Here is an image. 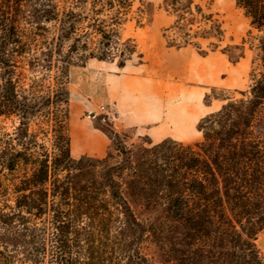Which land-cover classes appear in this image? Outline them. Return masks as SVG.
<instances>
[{
	"label": "trees",
	"instance_id": "trees-1",
	"mask_svg": "<svg viewBox=\"0 0 264 264\" xmlns=\"http://www.w3.org/2000/svg\"><path fill=\"white\" fill-rule=\"evenodd\" d=\"M28 1L35 4L33 19L39 23L23 34L20 18ZM53 1L0 0V117L20 120L16 138L0 135V226L7 230L22 223L33 244L35 225L52 223L55 264H149L141 246L151 234L159 247L168 246L172 264H264L256 245L264 231V0H235L259 35L260 67L247 100L228 103L220 114L203 121L211 127H200L204 141L199 154L166 158L162 145V169L148 186H140L138 175L126 190L114 169L100 180H86L83 164L72 158L69 115L61 109L69 101L67 66L58 68L62 75L45 96L39 97L33 85L21 90L19 64L40 48L38 38L44 34L36 31H45L40 23L59 21ZM118 1L125 6L131 0ZM73 29L69 26L53 43L43 42V48H61ZM104 39L109 45L111 38ZM48 65L50 71L53 66ZM45 111L54 122L55 142L52 152H37L30 125ZM77 170L80 174L74 178ZM128 197H139L147 210L163 206L167 228L142 222ZM11 240L13 248L28 246L15 234L0 232V264H17ZM77 249L81 256L74 255Z\"/></svg>",
	"mask_w": 264,
	"mask_h": 264
},
{
	"label": "rangeland",
	"instance_id": "rangeland-1",
	"mask_svg": "<svg viewBox=\"0 0 264 264\" xmlns=\"http://www.w3.org/2000/svg\"><path fill=\"white\" fill-rule=\"evenodd\" d=\"M54 4L59 21L40 23L45 31L36 32L44 34V37L38 38L40 48L20 61L18 73L22 75H19V82L21 90H28L33 85L39 97L45 96L49 88H55L56 78L62 75L58 68L67 66L69 101L61 109L69 115L67 128L72 158L77 164L78 161L83 164L82 173L86 174V180H100L102 174L114 169L113 175L122 182L125 190L129 180L138 175L141 176L138 181L140 186H148L150 179L162 169L160 165L166 158L192 155L194 152L199 154L204 141V131L200 127H211V124L203 123L204 120L220 114L228 103L240 104L249 97L254 76L260 67L259 35L251 29L235 0H131L125 6L120 5L118 0H54ZM34 8L32 1L23 7L20 18L23 34L34 31L33 26L39 23V20L33 19ZM69 26L74 27L73 33L69 39L63 40L61 48L52 47V51L43 48V42L53 43L52 38L67 32ZM104 36L111 38L109 45H106ZM162 42L175 49L187 45L199 48L198 53L202 57L217 52L232 68L227 70L225 67V71L218 75L217 84H213L211 75L206 83H190L192 91L202 94L194 92L187 97L193 100L194 105L201 106L195 128L199 134L196 142L185 143L174 137L154 142L134 130L125 131L119 126L114 106L104 102L94 103L92 99L90 88L94 76H104L108 68L121 72L127 66L143 67L154 60L153 54ZM48 64L53 66L50 71L47 70ZM102 106L115 110L113 120L104 121ZM49 117L50 114L45 111L31 122L30 131L36 135L37 152H52L54 122H50ZM19 127L20 120L16 116L0 117V135L10 133L16 138ZM106 131L112 133V138ZM14 143L20 144L18 141ZM162 145H166L165 159L159 150ZM79 174L78 170L73 171L72 176L75 178ZM128 200L142 222L155 228L160 225L167 228L163 206L154 205L147 210L139 197H128ZM35 226L33 244L29 243L28 228L22 223L17 222L7 230L1 225L0 232L5 230L27 242V247L19 245L13 248L12 240L8 244L14 251L17 264H55L56 240L52 223L44 220ZM165 231L167 229L162 230ZM256 245L264 254V231L257 236ZM167 249L168 246L165 249L159 247L151 234L141 246V253L149 264H172L166 255ZM78 251L75 250V256H81Z\"/></svg>",
	"mask_w": 264,
	"mask_h": 264
},
{
	"label": "crops",
	"instance_id": "crops-1",
	"mask_svg": "<svg viewBox=\"0 0 264 264\" xmlns=\"http://www.w3.org/2000/svg\"><path fill=\"white\" fill-rule=\"evenodd\" d=\"M198 49L190 45L175 49L162 42L153 54L154 60L143 67L127 66L121 72L108 68L104 76H94L92 99L114 106L119 126L125 131L134 130L154 142L167 137L196 142L201 106L187 97L194 92L202 94L192 91L190 83H206L211 75L213 84H217L225 67L232 70L217 52L202 57Z\"/></svg>",
	"mask_w": 264,
	"mask_h": 264
},
{
	"label": "built area",
	"instance_id": "built-area-1",
	"mask_svg": "<svg viewBox=\"0 0 264 264\" xmlns=\"http://www.w3.org/2000/svg\"><path fill=\"white\" fill-rule=\"evenodd\" d=\"M101 110L105 114L104 121H110V120H113L115 118V115H116L115 110H113L107 106H102ZM92 115H94V114H92Z\"/></svg>",
	"mask_w": 264,
	"mask_h": 264
}]
</instances>
